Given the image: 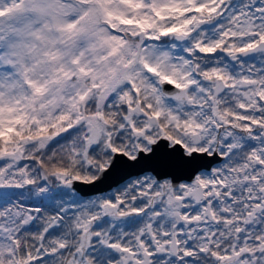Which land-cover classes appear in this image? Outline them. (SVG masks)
Returning <instances> with one entry per match:
<instances>
[{
	"label": "snow or ice",
	"instance_id": "6c2138e0",
	"mask_svg": "<svg viewBox=\"0 0 264 264\" xmlns=\"http://www.w3.org/2000/svg\"><path fill=\"white\" fill-rule=\"evenodd\" d=\"M0 264H264V0H0Z\"/></svg>",
	"mask_w": 264,
	"mask_h": 264
}]
</instances>
